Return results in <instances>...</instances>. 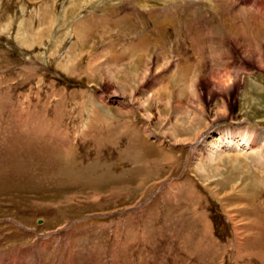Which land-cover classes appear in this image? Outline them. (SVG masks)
<instances>
[{"label": "rangeland", "instance_id": "374dc122", "mask_svg": "<svg viewBox=\"0 0 264 264\" xmlns=\"http://www.w3.org/2000/svg\"><path fill=\"white\" fill-rule=\"evenodd\" d=\"M258 3L0 0V264H264Z\"/></svg>", "mask_w": 264, "mask_h": 264}, {"label": "bare ground", "instance_id": "6f19581e", "mask_svg": "<svg viewBox=\"0 0 264 264\" xmlns=\"http://www.w3.org/2000/svg\"><path fill=\"white\" fill-rule=\"evenodd\" d=\"M234 1L238 2V3H241V4H246V3L252 4V6H254L256 9L260 8V5H261V4L259 5V3H258L259 0H257V1L256 0H234ZM260 2L264 4V0H260ZM228 54L232 55V56L234 55V53L231 50H228ZM243 58H244V60L256 63L257 65H259V68H261V69L264 68V44L263 45L262 44H256L254 48L249 46V49L247 48L245 50V52L243 53ZM241 69L242 70L245 69L244 65L241 67ZM237 72H239V71H237ZM225 79H227V78H225ZM241 79L242 78L240 77V74L233 73L231 78L228 79L227 83H225L226 81H224V82L218 81L217 83L216 82L214 83L213 87L218 89L219 92L220 91L226 92L228 89H230L231 85L234 82L241 81ZM259 86L257 84H255V87H257V89L258 88H263V87H259ZM213 87H211L212 88L211 90H213ZM193 94H194V91H193ZM196 97H197V94H196ZM223 117H224L223 113H220V112L214 113V120L213 121L220 120ZM248 133L252 135V133L249 132V131H245V132L239 134L237 131H231L230 130V131L223 132V131H220V130L219 131L216 130V131L212 132L210 135L207 134L208 135L207 137L204 136V137H202L201 139H199L197 141V142H200V140H201L202 143L198 146L199 148L196 147V150L194 151V153H195L194 155L198 156L200 154L201 150H203L204 148H207L206 149L207 160L209 162H212V161H215V158L217 157L218 153L234 152V154H235V153H241L243 151L246 152L247 150L254 149L257 146V143L254 140L251 139V136L248 135ZM187 140H189V139H187ZM195 144H197V143H195ZM195 144H194V146H195Z\"/></svg>", "mask_w": 264, "mask_h": 264}]
</instances>
